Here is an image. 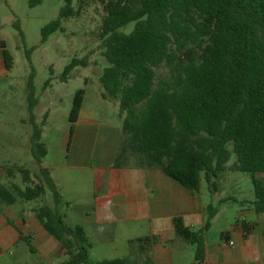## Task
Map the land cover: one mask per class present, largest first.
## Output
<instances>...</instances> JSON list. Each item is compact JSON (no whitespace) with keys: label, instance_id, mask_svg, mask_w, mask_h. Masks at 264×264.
Listing matches in <instances>:
<instances>
[{"label":"trees","instance_id":"obj_1","mask_svg":"<svg viewBox=\"0 0 264 264\" xmlns=\"http://www.w3.org/2000/svg\"><path fill=\"white\" fill-rule=\"evenodd\" d=\"M42 1L27 0L30 7ZM77 1L75 10L72 0H64L59 17L41 28V42L60 27V17L79 15L89 1L102 5L100 45L108 65L99 74L101 96L118 100L122 119L115 165L132 156L136 165L158 167L191 191L199 190L201 172L214 187L231 151L236 155L233 170L264 172V0ZM130 22L133 26L127 29ZM0 47L10 69L12 56L3 41ZM87 63L86 56L72 59L62 79L74 65ZM32 75L26 101L30 151L38 166L19 169L23 188L11 181L0 183V202L29 201L49 191L53 205L33 210L43 228L67 249L68 259L61 264H129L127 257L92 259L83 228L69 224L59 211L62 195L49 169L41 165L46 148L34 122ZM82 102L83 89H78L69 113L70 137ZM7 174L13 176L11 170ZM254 174L252 207L259 213L264 212V180ZM215 212L209 204L205 222L196 231L182 228L175 219L178 232L194 247L189 264H202L205 234ZM153 241L146 236L129 244Z\"/></svg>","mask_w":264,"mask_h":264},{"label":"rangeland","instance_id":"obj_2","mask_svg":"<svg viewBox=\"0 0 264 264\" xmlns=\"http://www.w3.org/2000/svg\"><path fill=\"white\" fill-rule=\"evenodd\" d=\"M63 4L64 0H43L30 7L27 0H0V41L5 43L12 56V66L7 69L0 47V183L11 181L23 188L19 169L34 170L38 166L30 151L32 125L26 101L28 75L32 72L37 99L34 122L41 128L40 141L46 148L41 165H49L55 180L60 182L63 203L59 211L77 220L80 211L88 210L93 203L90 170L87 168L82 172L77 165L94 167L107 163L106 149L112 150L122 138V119L118 100L101 96L103 87L99 74L108 65L100 45V25L104 15L101 4L89 1L79 15L60 17V27L41 42V28L59 17ZM71 5L76 10L78 1L72 0ZM132 26L133 22L128 23L127 29ZM85 56L88 63L74 65L66 79H62L66 64ZM47 79L50 82L46 85ZM78 89H83V102L80 120L70 137L69 113ZM229 148L231 150L232 146ZM235 159L236 155L231 151L227 167L218 172L214 187L201 172L200 195L210 199L218 208V215H238L239 211H242L241 215H260L248 211L254 200V173L233 170L231 165ZM8 170L13 176H8ZM254 175L264 180V172ZM19 201L12 207L23 210L25 215H30V207L53 205L49 191L33 200ZM215 237L216 232H209L210 241ZM120 244L111 245L117 249ZM105 245L96 241L90 257L94 260L114 258L112 252L100 251ZM67 259L66 256L59 261L51 259L47 253L34 250L31 244L23 242L11 253H5L0 264H52L55 260V264H61Z\"/></svg>","mask_w":264,"mask_h":264},{"label":"crops","instance_id":"obj_3","mask_svg":"<svg viewBox=\"0 0 264 264\" xmlns=\"http://www.w3.org/2000/svg\"><path fill=\"white\" fill-rule=\"evenodd\" d=\"M79 120L80 113L76 127ZM118 146L114 144L112 150L106 149L107 163L94 167L77 165L82 172L83 169L90 170L93 203L88 210L80 211L77 220L65 215L66 221L83 228L91 243L90 251L96 241H101L106 243L101 252H112V257H127L129 264L191 263L194 247L178 232L175 219H179L186 230L200 229L205 222L210 199L201 196L199 190L183 187L158 167L136 165L132 156L126 163L115 165ZM44 167L49 169L62 195L60 182L55 180L50 166ZM74 174L77 176L79 173ZM18 202H0V260L23 242L31 244L34 250L47 253L51 259L59 261L68 257L65 246L47 232L35 216V207H30V215H25L23 210L12 207ZM248 211H254L253 207ZM241 212L238 215H218L216 207L205 234L202 264H264V212L257 213L260 215H241ZM209 232H216L213 241L209 240ZM146 236H153L154 241L129 244V240ZM115 242L121 243L117 249L111 245ZM55 261L52 264L57 263Z\"/></svg>","mask_w":264,"mask_h":264}]
</instances>
